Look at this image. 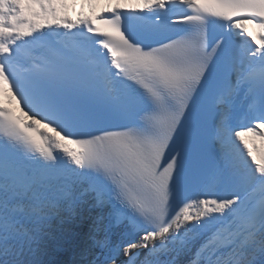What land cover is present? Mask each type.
<instances>
[{
  "label": "snow or ice",
  "instance_id": "snow-or-ice-1",
  "mask_svg": "<svg viewBox=\"0 0 264 264\" xmlns=\"http://www.w3.org/2000/svg\"><path fill=\"white\" fill-rule=\"evenodd\" d=\"M96 3L0 0V264H264V0Z\"/></svg>",
  "mask_w": 264,
  "mask_h": 264
},
{
  "label": "bare ground",
  "instance_id": "bare-ground-1",
  "mask_svg": "<svg viewBox=\"0 0 264 264\" xmlns=\"http://www.w3.org/2000/svg\"><path fill=\"white\" fill-rule=\"evenodd\" d=\"M69 1H71V0H68V3H69ZM120 2H121V4H123L125 2V0H120ZM127 2L132 4L135 2V0H127ZM106 6L115 7L116 6V0H112L111 5H109L108 0H97L95 10H93L92 8H89L87 5H85L84 6V10H85L84 13L88 16H95L96 13L102 12ZM68 13H69V11H68ZM3 98H4V95H1L0 100H2ZM257 146H259V142L257 143Z\"/></svg>",
  "mask_w": 264,
  "mask_h": 264
}]
</instances>
